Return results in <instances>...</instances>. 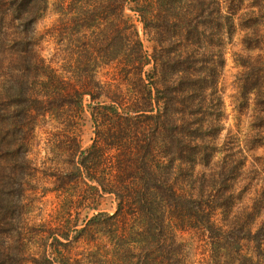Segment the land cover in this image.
<instances>
[{"label": "rangeland", "instance_id": "obj_1", "mask_svg": "<svg viewBox=\"0 0 264 264\" xmlns=\"http://www.w3.org/2000/svg\"><path fill=\"white\" fill-rule=\"evenodd\" d=\"M113 1L0 0V264H55L58 249L70 264H117L108 230L78 241L71 232L100 211L113 214L118 200L89 192L91 180L73 177L67 150L69 134L82 148L92 143L90 104L119 98L127 107L132 97L148 95L142 77L154 63L123 58L115 34L123 22L112 14ZM133 5L124 14L144 53L160 63L166 55L184 62L174 61L161 82L170 78L175 90L180 79L181 104L172 113L194 135L188 141L201 157L173 162L165 176L178 193L217 202L212 219L228 235L218 258L201 226L167 223L169 240L181 246L186 264H264V0H185L183 15L170 18L162 36L145 30ZM182 67L197 85L182 77ZM159 85L166 98L176 94ZM74 89L97 99L84 95L78 112V96L64 95ZM226 160L235 167L228 178ZM225 199L228 207H219ZM68 231L72 241L57 244ZM90 251L95 257L87 259Z\"/></svg>", "mask_w": 264, "mask_h": 264}, {"label": "trees", "instance_id": "obj_2", "mask_svg": "<svg viewBox=\"0 0 264 264\" xmlns=\"http://www.w3.org/2000/svg\"><path fill=\"white\" fill-rule=\"evenodd\" d=\"M131 1L134 4L131 9L139 14L145 30L149 32L150 29H155L159 36L163 35L170 18L176 19L183 15L182 7L185 3V0L113 1L112 14L119 15V22H123V26L115 31L116 40L121 43L123 58L128 61L135 59L144 66L154 63V66L149 73H145L146 78L142 77V82L149 87L148 95H142L141 99L138 96L132 97L127 107L120 103L119 98H111V103L90 104L95 136L88 147L82 148L77 138L72 134L68 135L71 140L67 149L71 156L68 161L71 163V175L75 177L78 174L87 182L91 180L93 184L88 185L89 192L95 195L114 194L118 200V207L113 214L100 211L87 217L82 227L77 228L76 224L71 232H76L74 238L78 241L81 237L88 238L87 236L93 235L98 229L108 230L117 242L114 259L117 264H186L183 256L177 254L182 253L181 246L171 235L169 240L167 223L180 229L201 226L209 233L215 256L218 258L217 255L222 252L224 239L228 238V235L222 233V229L217 227L212 219L217 202L214 204L180 194L165 176V168L173 162H197L201 157L199 145L196 142L192 145L188 141V138L194 135L192 132L187 133L189 131L184 132L172 113V110L177 112V104H181V101L177 100L180 79H176L178 85L175 90L171 89L173 84L169 81L170 78L161 82L163 78H167L164 76L175 68L173 62L183 64V59L169 60V55H166L161 56L163 61L160 63L156 55L150 59L144 53L137 29L129 23L124 14ZM174 26L178 27V23L174 22ZM176 35H180L179 30ZM171 64L172 69L169 68ZM188 66H191L190 63ZM177 70L178 67L174 74ZM181 72L183 78L192 79L191 83L197 85L195 81L198 79L187 76L184 67ZM160 73H163V77H160ZM255 77L258 83L261 77ZM159 84H166V90L176 94L166 98V92L162 95ZM86 94L90 95L92 101L97 99V95L90 90L74 89L72 94L64 95L78 96L76 110L79 112L83 108ZM74 117L75 115H71L69 126H73ZM159 138L161 141L158 142ZM211 155L209 152L207 157ZM75 156H78L77 161ZM222 169L226 178L235 171L229 160L223 162ZM228 205L225 199L219 207L227 208ZM71 232L61 235L66 243L58 237L56 243H70ZM248 234L254 235L252 231ZM91 240L89 239V242ZM231 245L238 246L233 241ZM64 251L58 249L52 252L55 264H70L65 261ZM91 257H95V254L90 251L86 258ZM215 264L220 263L215 261Z\"/></svg>", "mask_w": 264, "mask_h": 264}]
</instances>
